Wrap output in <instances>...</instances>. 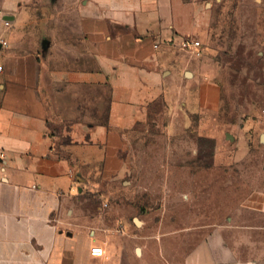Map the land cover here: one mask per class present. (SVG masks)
<instances>
[{"label": "crops", "instance_id": "crops-1", "mask_svg": "<svg viewBox=\"0 0 264 264\" xmlns=\"http://www.w3.org/2000/svg\"><path fill=\"white\" fill-rule=\"evenodd\" d=\"M177 4L55 0L41 15L1 0L10 24L0 20V264H94L95 244L98 264H111L117 242L129 252L134 240L90 191L126 169V133L154 108L168 116L219 104V83L174 46ZM57 122L68 143H58ZM234 124L237 156L248 152L247 129L264 142L253 137L264 118Z\"/></svg>", "mask_w": 264, "mask_h": 264}, {"label": "rangeland", "instance_id": "rangeland-1", "mask_svg": "<svg viewBox=\"0 0 264 264\" xmlns=\"http://www.w3.org/2000/svg\"><path fill=\"white\" fill-rule=\"evenodd\" d=\"M9 1L10 10L26 5L41 15L55 2ZM177 5L183 32L174 46L182 36L199 40L195 55L180 50L219 83V104L197 113L179 106L168 116L156 107L126 133V169L90 191L134 240L129 252L113 245L111 264H264V142L252 143L254 127L247 129L248 152L237 156L229 135L234 123L264 118V0ZM2 27L0 21V34ZM95 93L88 91V99ZM54 131L58 143L70 141L63 123Z\"/></svg>", "mask_w": 264, "mask_h": 264}, {"label": "built area", "instance_id": "built-area-1", "mask_svg": "<svg viewBox=\"0 0 264 264\" xmlns=\"http://www.w3.org/2000/svg\"><path fill=\"white\" fill-rule=\"evenodd\" d=\"M0 13L3 17V22L7 26L10 24V18L7 17V15L0 10ZM179 45L181 48L186 49V50H192L196 48V52H198V46H199V40L195 38H190L188 36H182L179 38ZM0 46L1 47H7L8 46V41L5 38L0 39ZM156 46V44H154ZM264 113V108L262 109ZM104 254V249L101 245H92L90 247V255L92 257V260L94 261V264H98V260L100 257H102Z\"/></svg>", "mask_w": 264, "mask_h": 264}, {"label": "water", "instance_id": "water-1", "mask_svg": "<svg viewBox=\"0 0 264 264\" xmlns=\"http://www.w3.org/2000/svg\"><path fill=\"white\" fill-rule=\"evenodd\" d=\"M8 17V16H7ZM262 138H264V133H262Z\"/></svg>", "mask_w": 264, "mask_h": 264}]
</instances>
